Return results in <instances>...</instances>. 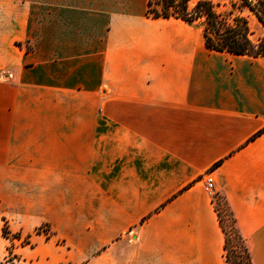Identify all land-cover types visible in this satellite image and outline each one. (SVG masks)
I'll list each match as a JSON object with an SVG mask.
<instances>
[{
	"label": "crops",
	"instance_id": "0c3cea01",
	"mask_svg": "<svg viewBox=\"0 0 264 264\" xmlns=\"http://www.w3.org/2000/svg\"><path fill=\"white\" fill-rule=\"evenodd\" d=\"M146 1L0 0V212L29 264H223L208 174L264 264V58Z\"/></svg>",
	"mask_w": 264,
	"mask_h": 264
},
{
	"label": "trees",
	"instance_id": "16d2710c",
	"mask_svg": "<svg viewBox=\"0 0 264 264\" xmlns=\"http://www.w3.org/2000/svg\"><path fill=\"white\" fill-rule=\"evenodd\" d=\"M191 1L147 0L145 16L149 19H176L198 26L202 30L203 44L208 50L264 58V0H233L227 13L218 12L210 0H198L190 6ZM249 16L255 19L262 31L255 40L252 39ZM263 132L264 127L251 140ZM219 222L224 233L223 264H253L246 241L238 230L234 229L236 244L229 248V238L220 218ZM2 232L8 234L7 230L3 229ZM4 264H13V260L8 258Z\"/></svg>",
	"mask_w": 264,
	"mask_h": 264
},
{
	"label": "rangeland",
	"instance_id": "374dc122",
	"mask_svg": "<svg viewBox=\"0 0 264 264\" xmlns=\"http://www.w3.org/2000/svg\"><path fill=\"white\" fill-rule=\"evenodd\" d=\"M198 0H192L190 6H193ZM215 4V8L220 13H227L230 8V3L233 0H210ZM249 22L252 30V39H256L262 33L261 28L255 21V19L249 16ZM197 27L196 25H193ZM264 62V59L262 60ZM215 193V192H214ZM215 209L218 212V217L221 220L222 227L229 238V248H232L236 242L234 237V229H237L234 222V216L229 209L225 199L218 193H215L212 199ZM9 215L0 212V264L6 263V259L11 258L13 264H29L24 262L23 254L30 243L28 234H40L43 233L46 228L41 226L38 229L31 230H21L18 224L8 225ZM12 219V218H10ZM7 230L8 234H3L2 230Z\"/></svg>",
	"mask_w": 264,
	"mask_h": 264
},
{
	"label": "built area",
	"instance_id": "2783aa9c",
	"mask_svg": "<svg viewBox=\"0 0 264 264\" xmlns=\"http://www.w3.org/2000/svg\"><path fill=\"white\" fill-rule=\"evenodd\" d=\"M204 182H205V185H206V188H207L209 194L211 195V199H213V197L215 195V193L213 191V178L207 174L204 177Z\"/></svg>",
	"mask_w": 264,
	"mask_h": 264
}]
</instances>
